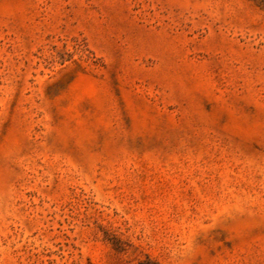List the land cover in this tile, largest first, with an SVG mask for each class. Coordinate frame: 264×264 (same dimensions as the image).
Listing matches in <instances>:
<instances>
[{
    "label": "rangeland",
    "instance_id": "374dc122",
    "mask_svg": "<svg viewBox=\"0 0 264 264\" xmlns=\"http://www.w3.org/2000/svg\"><path fill=\"white\" fill-rule=\"evenodd\" d=\"M0 264H264V0H0Z\"/></svg>",
    "mask_w": 264,
    "mask_h": 264
}]
</instances>
